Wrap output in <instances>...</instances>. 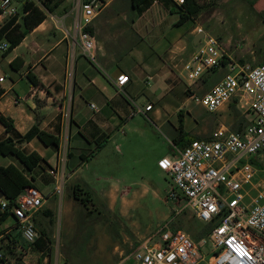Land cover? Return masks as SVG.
<instances>
[{"label": "crops", "instance_id": "0c3cea01", "mask_svg": "<svg viewBox=\"0 0 264 264\" xmlns=\"http://www.w3.org/2000/svg\"><path fill=\"white\" fill-rule=\"evenodd\" d=\"M170 1V4H166L163 0H154L143 12L134 10L137 15L131 23L123 26L103 23V17L96 22L98 16L91 28L97 41L95 59L98 66L91 62L95 59L84 54L79 44L57 27L54 19L47 22L50 14L26 34L5 58H0V77H4L0 81V117L11 120L14 125L13 129L7 130L0 120V141L9 137L16 139L34 126L61 138L59 147L46 145L37 137L19 144L27 152L37 151L44 159L34 169L33 183L45 195L42 206L45 211L54 213L49 202L57 196V186L61 180V193L64 189L71 191L73 195L70 199L79 201L74 196L75 188L84 192L85 187L90 186V181L86 178L87 174H80L81 181L72 182L73 176L83 170V166L87 165L89 170L93 160L109 144L115 143L118 152L125 157L135 149L134 139L137 136L142 135L148 140V128H139L134 121L137 107L150 103L148 94L155 91L160 97H166L178 90L180 96H185L184 100L164 104L163 108L154 105L144 115L164 127L167 126L168 116L174 117L182 111L185 102L192 100L191 94L187 96L186 91L191 88L188 92L195 93L194 87L184 78L183 65L203 42V37L197 44L194 42L196 36L203 33L198 32L199 27L203 28L205 34H215L214 24L217 23L216 17L221 15V8H214L213 0H196L200 11L193 18L181 21L176 12V3ZM118 3L119 0H107L106 8ZM72 9L63 15H57V11L53 10L55 15L66 18L71 29ZM7 20L0 15V27ZM218 31L216 36L224 38V46L235 58L237 52L231 50L227 32L221 28ZM20 48L24 49L23 52H19ZM13 60L14 67L11 66ZM226 72L225 67L206 72L203 77L207 78L209 86L205 93L221 81ZM121 73L129 75V82L119 89L115 81ZM230 104L223 105L213 113L220 116V124L232 116ZM188 113L195 121L191 134H201L200 122L204 121L203 117L196 116L194 109L188 110ZM168 122L172 126L170 132L179 137L180 126ZM149 127L155 132L152 124ZM173 144V152L165 153L161 159L174 155L175 146L179 144ZM5 157L9 158L8 162H0V165L13 163L24 168L10 155ZM92 174L99 175L97 172ZM106 193L108 207L113 212L118 211L121 217H127L130 198L121 195L112 185L106 188ZM136 238L138 240L135 236L125 239L126 246H132L133 240L139 243L143 239ZM115 251L124 252L119 245H116Z\"/></svg>", "mask_w": 264, "mask_h": 264}, {"label": "built area", "instance_id": "2783aa9c", "mask_svg": "<svg viewBox=\"0 0 264 264\" xmlns=\"http://www.w3.org/2000/svg\"><path fill=\"white\" fill-rule=\"evenodd\" d=\"M173 1L180 5L185 0ZM29 2L44 9L41 0H0V15L6 19L18 16ZM106 6L107 0H75L72 29L64 16L50 17L84 54L95 59L97 41L91 28ZM197 30L204 33L201 27ZM202 41L183 65L186 80L195 83L206 72L221 67L227 72L207 93H191V98L211 113L236 100L238 107L249 110L254 118L238 131L222 123L210 138L175 146L174 155L161 159V167L174 183L168 197L184 199L198 219L216 223L200 241L166 225L136 245L131 253L134 264H204V246L212 249L211 264H264V181L255 183L257 168L251 162L264 150V62L253 65L235 59L216 36L204 33ZM9 45L7 40L0 41V50L6 52ZM115 82L121 89L129 82V75L121 73ZM153 106L137 107L135 113L147 115ZM62 185L63 180L57 192L62 191ZM251 190L256 192L251 194ZM44 200L45 195L36 186L26 188L13 203L0 194L1 208L11 212L27 242L36 240L34 215ZM0 264L13 261L0 253Z\"/></svg>", "mask_w": 264, "mask_h": 264}, {"label": "rangeland", "instance_id": "374dc122", "mask_svg": "<svg viewBox=\"0 0 264 264\" xmlns=\"http://www.w3.org/2000/svg\"><path fill=\"white\" fill-rule=\"evenodd\" d=\"M74 2L75 0H63L60 6H54L56 14L67 13L73 8ZM51 5H54V2H51ZM212 6L221 8V15L216 17L217 23L214 24L216 31L213 36L218 34L220 28L224 29L230 39L231 50L237 52L234 54L235 59L253 65L264 62V0H213ZM239 7L241 10L238 11ZM43 8L47 14L55 15V12H49L44 5ZM23 15L22 11L18 15L20 23ZM50 15L48 23L51 22ZM136 15L137 12L132 8L130 0H119L118 4H111L105 8L96 22L103 17V23L123 26L131 23ZM219 39L224 41L223 37ZM23 50L20 48L19 52ZM4 53L0 50V58L6 57ZM91 62L98 66L97 58ZM8 72L11 71L8 69ZM191 84L199 96L203 95L209 86L205 77ZM185 85L188 88V84ZM190 90L191 88L187 89V96L191 94L188 92ZM184 98L185 96L179 95L178 90H174L166 97H160L155 91L148 94L149 102L161 108L164 104L168 105ZM233 103L235 101L230 104L232 116L227 117L224 123L236 131L234 128L236 118L231 106ZM192 109L196 116H202L204 119L200 122L202 132L199 135L191 134L195 121L191 119L188 110ZM238 109L239 119L244 117L248 123L254 118L246 108ZM181 110L174 117L172 115L167 117L165 127L160 123H153L143 114L136 113L134 120L136 125L150 131L148 140L142 135L137 136L134 139L135 149L125 157L118 152L115 143L109 144L108 148L93 160L89 170L85 164L83 170L73 176L72 182H79L80 174L88 175L86 178L90 181V186L85 187L84 191L92 197V202L88 205L85 206L80 201L73 202L70 199L73 192L64 189V192H58L49 202L54 213L46 214L43 207L35 213L37 237L42 232H45L47 237L45 252L34 242L25 241L18 222L10 216L0 226V253H4L12 261L21 255L27 264H134L131 253L138 243L136 237L143 239L151 237L166 225L168 229H181L187 232L195 241L207 237L208 234L201 236L199 232L214 224L198 219L193 210L186 206L184 199L168 197L174 183L159 162L165 153L170 154L174 150L175 136L170 132L172 126L168 121L177 127L182 125L192 138L208 139L219 127L220 116L207 111L193 99L185 102ZM151 124L155 132L150 130ZM11 157L21 164L15 156ZM253 159V164L257 168L255 183L258 184L264 181V150L254 155ZM8 160L9 158L5 156L0 158L2 164H6ZM95 172L99 175L94 176L92 173ZM32 173L35 174L34 171ZM109 185L121 195L130 198L127 217H121L118 211L113 212L108 207L106 188ZM250 193L253 194L254 190ZM132 236H135L136 240H133L132 246H126L124 240ZM116 245L124 250L123 254L115 251ZM203 252L206 253L204 264H211L208 263L212 255L211 247L204 246Z\"/></svg>", "mask_w": 264, "mask_h": 264}, {"label": "trees", "instance_id": "16d2710c", "mask_svg": "<svg viewBox=\"0 0 264 264\" xmlns=\"http://www.w3.org/2000/svg\"><path fill=\"white\" fill-rule=\"evenodd\" d=\"M153 1L154 0H131V6L135 11L140 13L149 8ZM163 1L166 4L171 3L170 0ZM41 2L49 12H53L54 6L60 5L63 0H41ZM51 2H54V5H51ZM176 5V12L180 15L181 21L193 18L200 11V5L196 0H185L184 3ZM22 13L24 14L22 17V23L16 22L18 16H14L11 19H8L0 27V41L2 39H6L10 44L8 50L4 53L5 55L11 52L23 40L26 34L32 31L47 18V13L45 12V10L40 8L34 2L26 3L23 6ZM11 66L14 67V60L11 62ZM30 78L33 82H35L32 76H30ZM1 94L2 90L0 89V95ZM236 104L237 101L235 100V103H233L231 106L236 118V124L234 128L236 129V131H238L241 130L247 124V122L244 117H242V119H239L240 111ZM0 120L5 124L7 130L14 128L11 120L5 118L4 116H1ZM179 130V137H175L173 139L174 143L184 145L193 139H197L192 137L187 138L188 133L184 132V128L182 125L180 126ZM34 137L39 138L46 145L59 147L61 143V138L59 135L42 130L38 126L32 127L27 133H25L24 135H19L16 139L9 137L0 141V156H15L24 167L23 169H21L13 163H10L8 165H0V194L6 196L11 203H13L17 196L26 188L34 186L33 181L35 180V177L32 172L35 168L41 165V162L44 160L37 151L27 152L19 146V144L25 143ZM253 161L254 159L252 157L251 162ZM78 191L80 190L78 188H75L74 196L82 204L86 206L89 204V202H92L91 194H85L82 191L81 193H78ZM45 213L48 215L52 214L50 210L45 211ZM10 216L11 212L7 209L3 210L0 206V226ZM209 223H213L215 225L216 222L213 221ZM214 225L202 229L199 232V235L203 236L204 234H209ZM34 244L40 250L45 252V250L47 249V237L45 235V232H42L40 235H38ZM2 254L6 256L4 253ZM13 264L27 263L24 261L23 256L19 255L17 259L13 261Z\"/></svg>", "mask_w": 264, "mask_h": 264}, {"label": "water", "instance_id": "95a60500", "mask_svg": "<svg viewBox=\"0 0 264 264\" xmlns=\"http://www.w3.org/2000/svg\"><path fill=\"white\" fill-rule=\"evenodd\" d=\"M203 34L204 33H201V34H199V35L196 36L195 41H194L195 44H197L199 42V40L204 36Z\"/></svg>", "mask_w": 264, "mask_h": 264}]
</instances>
